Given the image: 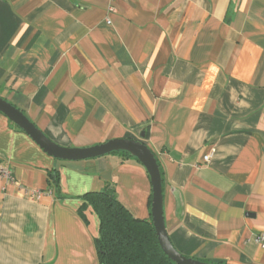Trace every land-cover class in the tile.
<instances>
[{
	"label": "crops",
	"instance_id": "1",
	"mask_svg": "<svg viewBox=\"0 0 264 264\" xmlns=\"http://www.w3.org/2000/svg\"><path fill=\"white\" fill-rule=\"evenodd\" d=\"M0 97L62 146L144 141L174 247L264 264V0H0ZM0 164L13 174L0 179V264H98V217L78 208L106 182L150 219L139 161L54 158L2 112Z\"/></svg>",
	"mask_w": 264,
	"mask_h": 264
},
{
	"label": "trees",
	"instance_id": "2",
	"mask_svg": "<svg viewBox=\"0 0 264 264\" xmlns=\"http://www.w3.org/2000/svg\"><path fill=\"white\" fill-rule=\"evenodd\" d=\"M111 153L137 160L126 151ZM47 181L59 194L57 170L47 171ZM80 199L78 213L83 220L86 221L84 212L87 207H91L99 220L98 236L94 238L98 264H176L161 249L151 218L131 215L117 199L113 183L106 182L100 190L87 191Z\"/></svg>",
	"mask_w": 264,
	"mask_h": 264
},
{
	"label": "water",
	"instance_id": "3",
	"mask_svg": "<svg viewBox=\"0 0 264 264\" xmlns=\"http://www.w3.org/2000/svg\"><path fill=\"white\" fill-rule=\"evenodd\" d=\"M0 112L23 130L45 153L60 160H83L106 155L115 151H126L145 168L151 184L150 218L158 243L167 257L176 264H217L187 257L172 244L164 225L162 178L154 153L137 138H112L87 147H68L48 138L16 106L0 97ZM143 137V133L140 134ZM220 264V263H218Z\"/></svg>",
	"mask_w": 264,
	"mask_h": 264
},
{
	"label": "built area",
	"instance_id": "4",
	"mask_svg": "<svg viewBox=\"0 0 264 264\" xmlns=\"http://www.w3.org/2000/svg\"><path fill=\"white\" fill-rule=\"evenodd\" d=\"M113 7H109V11H113ZM107 22H109V20L107 19ZM205 160H208L209 155H206ZM0 179H3L5 181H13V174L12 171L10 170L9 167L5 166V165H1L0 164ZM255 242L264 249V232H260L258 234L255 235L254 237Z\"/></svg>",
	"mask_w": 264,
	"mask_h": 264
}]
</instances>
